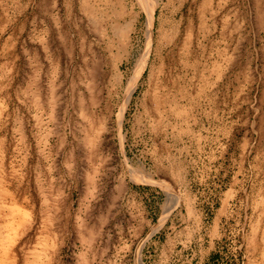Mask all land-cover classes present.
Here are the masks:
<instances>
[{"label": "rangeland", "instance_id": "rangeland-1", "mask_svg": "<svg viewBox=\"0 0 264 264\" xmlns=\"http://www.w3.org/2000/svg\"><path fill=\"white\" fill-rule=\"evenodd\" d=\"M154 5L0 0V264H264V0Z\"/></svg>", "mask_w": 264, "mask_h": 264}, {"label": "bare ground", "instance_id": "bare-ground-1", "mask_svg": "<svg viewBox=\"0 0 264 264\" xmlns=\"http://www.w3.org/2000/svg\"><path fill=\"white\" fill-rule=\"evenodd\" d=\"M154 3H156V0H146V12L148 14V25L150 26L151 21L154 17Z\"/></svg>", "mask_w": 264, "mask_h": 264}]
</instances>
